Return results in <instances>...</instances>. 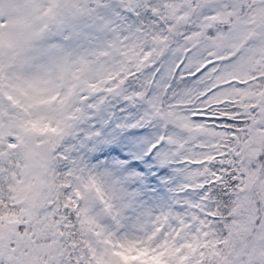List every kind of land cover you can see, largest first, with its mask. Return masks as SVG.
<instances>
[{
    "label": "snow or ice",
    "instance_id": "snow-or-ice-1",
    "mask_svg": "<svg viewBox=\"0 0 264 264\" xmlns=\"http://www.w3.org/2000/svg\"><path fill=\"white\" fill-rule=\"evenodd\" d=\"M0 264H264V0H0Z\"/></svg>",
    "mask_w": 264,
    "mask_h": 264
}]
</instances>
